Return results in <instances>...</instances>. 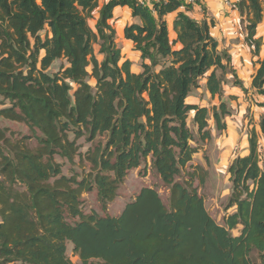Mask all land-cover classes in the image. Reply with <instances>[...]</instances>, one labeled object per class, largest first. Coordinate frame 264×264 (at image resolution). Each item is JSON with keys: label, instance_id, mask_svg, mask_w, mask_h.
Returning <instances> with one entry per match:
<instances>
[{"label": "trees", "instance_id": "1", "mask_svg": "<svg viewBox=\"0 0 264 264\" xmlns=\"http://www.w3.org/2000/svg\"><path fill=\"white\" fill-rule=\"evenodd\" d=\"M235 2L258 64L251 88L264 96L255 37L264 0ZM193 3L204 13L200 20L187 13ZM97 6L0 0V119L27 128L22 134L0 125V264H264V112L248 132V152L227 167L222 223L194 186L204 173L192 165L197 147L188 113L204 140L209 117L222 131L230 111L222 100L208 108L186 99L201 80L214 97L228 74L237 78L211 32L213 19L200 0H106L93 29L88 19ZM116 6L138 19L123 27V37L139 53V72L116 42ZM81 137L91 144L84 153ZM56 157H78L88 169L80 178L64 175ZM148 159L169 189L166 205L154 188L141 187L117 215L83 210V193L95 191L104 210L129 171ZM68 244L79 263L68 258Z\"/></svg>", "mask_w": 264, "mask_h": 264}, {"label": "rangeland", "instance_id": "2", "mask_svg": "<svg viewBox=\"0 0 264 264\" xmlns=\"http://www.w3.org/2000/svg\"><path fill=\"white\" fill-rule=\"evenodd\" d=\"M104 1L105 0H98V6L92 11L91 17L88 19V24L93 29L95 28L99 8ZM196 13L204 15L201 8L197 10ZM120 20V18L113 19L111 22L117 34L116 42L121 50V56L123 59H129L131 61L132 71L139 72L141 70L139 53L133 49L132 44L123 43V36L122 38L118 36L119 29L117 27H119ZM214 30L216 31V29ZM221 41L223 45H225L226 38L223 37ZM263 45L264 40L261 39L260 52ZM220 48H222V45ZM226 50L230 54L231 51L228 49ZM95 51L97 53V46H95ZM243 55L245 54L240 53L239 56L234 55L231 57V63L233 68L235 67L234 70L237 72V78H234L232 74H228L225 77L226 82L222 87L220 96L216 95L212 97L204 88V80H201L200 85L194 88L186 99L188 103H194L208 108L212 105H218L222 100L226 103L230 111L224 118L226 128L222 131L215 128L212 117H209L207 128L210 131V138L204 140L199 138L197 128L193 124V112H189L187 116V124L195 137V140L192 141L191 144L197 147L192 157V165L201 166L204 173L203 183L200 184L198 181H195L194 186L197 187L198 194L203 198L206 210L218 223H222L223 215L226 213L223 209V204L226 201L230 188L227 167L235 156L244 155L248 152V132L253 126L258 129L259 117L264 110V106L260 104L264 102V96L258 94L251 88V76L256 71L255 67H258L256 57L253 56L251 48L250 56L252 67L248 70L244 67L247 56L245 55L244 59ZM97 57L100 59L99 55H97ZM60 63L61 61H56L51 66L50 71H55ZM235 79L241 83L242 87L238 84H234ZM89 82L94 84L93 79H90ZM0 125L7 126L11 130L21 132L22 134L27 133V128L23 123L0 119ZM69 135L72 137L71 133ZM77 143L80 145L79 151L82 153L91 145L89 142L85 141L84 137L79 138ZM56 160L62 163V173L67 176L77 175L78 178H80L84 168L85 170L88 169V165L80 163L78 157L71 163L59 157H56ZM141 187L154 188L163 203L165 205L168 203L169 189L162 184L155 175L150 167V161L148 159L145 163H142L140 167L129 171L124 182L118 188V196L104 210L100 208L95 191L83 193L81 197L83 210L85 212L95 211L100 215H117L125 203L135 197ZM230 211L231 210H228L227 212ZM239 228L240 227L232 230V233L237 234ZM66 253L73 263H79L78 257L72 252L71 244L67 245Z\"/></svg>", "mask_w": 264, "mask_h": 264}, {"label": "crops", "instance_id": "3", "mask_svg": "<svg viewBox=\"0 0 264 264\" xmlns=\"http://www.w3.org/2000/svg\"><path fill=\"white\" fill-rule=\"evenodd\" d=\"M200 2L205 7L206 16L208 18L213 19L214 21V26L211 28V32L213 36L218 40L219 47L222 45L223 49L230 50L231 57H233L234 55L239 56L240 53L245 54L247 57L245 60L246 63L244 67L245 69L249 70V68L252 67L251 56H250V50L252 46H250L245 41V36H246L245 22L242 20L239 11L237 9L228 8L227 6L224 5L222 0H200ZM199 9L200 6L193 3L191 10H189L187 13L191 17L200 20L204 17V15L196 13L197 10ZM174 15L175 13H170L167 15L168 29L170 32V36L172 37L174 36V33L172 31V19ZM119 18L121 20L119 23V27H117L119 29L118 36H121L122 38L123 27L130 22H138V19L131 16V10L127 6H116L113 9V17L110 20V23L113 24L111 21L113 19H119ZM214 29H216V31ZM223 37L226 38L225 45H223V42L221 41ZM255 37H259L262 40H264V18L256 27ZM123 41L124 44H130V45L132 44L129 40L124 39ZM263 54H264V45L261 48L260 57H262ZM245 55H243L244 59H245ZM256 68L257 66L255 67V69Z\"/></svg>", "mask_w": 264, "mask_h": 264}, {"label": "built area", "instance_id": "4", "mask_svg": "<svg viewBox=\"0 0 264 264\" xmlns=\"http://www.w3.org/2000/svg\"><path fill=\"white\" fill-rule=\"evenodd\" d=\"M153 0H140L141 3H150ZM161 1V0H154ZM224 5L230 9H237L235 0H222Z\"/></svg>", "mask_w": 264, "mask_h": 264}]
</instances>
